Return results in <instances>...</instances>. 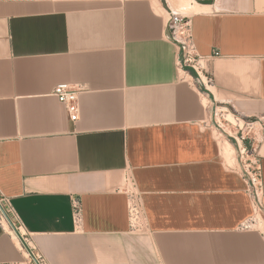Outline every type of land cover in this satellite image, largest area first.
Here are the masks:
<instances>
[{
    "label": "crops",
    "instance_id": "crops-1",
    "mask_svg": "<svg viewBox=\"0 0 264 264\" xmlns=\"http://www.w3.org/2000/svg\"><path fill=\"white\" fill-rule=\"evenodd\" d=\"M166 1L0 0V195L46 264H264L224 151L234 128L217 122L218 109L264 121V0H188L211 86L180 67ZM60 83L87 87L78 120ZM251 137L264 205V126ZM22 242L0 222V264H31Z\"/></svg>",
    "mask_w": 264,
    "mask_h": 264
},
{
    "label": "built area",
    "instance_id": "built-area-1",
    "mask_svg": "<svg viewBox=\"0 0 264 264\" xmlns=\"http://www.w3.org/2000/svg\"><path fill=\"white\" fill-rule=\"evenodd\" d=\"M168 4V2L166 1ZM168 22L167 32L169 39L175 43L180 50L179 65L184 70H193L197 77L202 80L206 86L214 83V78L208 70V58L202 56L198 52L197 44L193 34L192 19L188 14L179 12L171 8L168 4ZM219 53H215L218 55ZM87 90V87L80 84L60 83L53 94L65 105L72 120L80 118L79 96ZM218 115V113H217ZM237 120V119H236ZM221 125L220 121H217ZM246 129L238 126L239 131L232 137L236 143V150L240 158L241 168L247 184V192L253 202L254 214L247 220L242 227L245 229L258 227L264 237V205L263 195V176L260 161L256 158L252 146L245 143L246 139H252L251 135L257 136L258 131L264 126L261 118L256 120L244 121ZM241 131V132H240ZM129 194V215L131 226L136 227L141 224L143 216L141 194L133 190L128 191ZM73 220L77 226L82 222V207L78 197L72 198ZM7 221L12 230L16 232L23 241V246L28 252V256L34 264H46L44 257L36 251V247L29 242L30 235L23 230V224L18 218L10 199L0 195V222Z\"/></svg>",
    "mask_w": 264,
    "mask_h": 264
},
{
    "label": "rangeland",
    "instance_id": "rangeland-1",
    "mask_svg": "<svg viewBox=\"0 0 264 264\" xmlns=\"http://www.w3.org/2000/svg\"><path fill=\"white\" fill-rule=\"evenodd\" d=\"M167 2H168L169 6L171 8H173L174 10H177L179 12H183V13H186V14L187 13L190 14V13H192V12L195 11V9H193V10L192 9H183L180 6V0H167ZM218 111H219L218 120L220 121V123L222 124V126L224 128H228V129H231V126H232V129L234 128L233 129L234 131L232 132V135H234L236 132L239 131V127H238L239 125L242 126V127H244V131H245L246 124H245V122L243 120H236V116L234 114H232L230 111H225V110H222V109H218ZM230 155H231L232 158L230 160H228V161L231 164H233L235 162V160H237V163L239 162V164H240V158H239V155H238V152H237L236 148L234 149V147H233V154H232V152H230ZM143 226H144V221H143V216H142L141 224H139V226H136V227H133V228L134 229H140L141 230L143 228ZM255 228H258V227H255ZM31 245L34 246L33 243H31ZM36 251L39 252V250H38L37 247H36ZM26 252H27V250H26ZM27 255H28V252H27ZM29 259H30V257H29ZM31 264H34V262L31 261Z\"/></svg>",
    "mask_w": 264,
    "mask_h": 264
},
{
    "label": "bare ground",
    "instance_id": "bare-ground-1",
    "mask_svg": "<svg viewBox=\"0 0 264 264\" xmlns=\"http://www.w3.org/2000/svg\"><path fill=\"white\" fill-rule=\"evenodd\" d=\"M191 5L192 4H190V2L187 0L186 2H182V4H181V7L183 8V9H196L197 7L196 6H194V7H191ZM195 5V4H194ZM190 11V10H189ZM224 148H225V154H226V156L228 157V158H230L231 157V155H230V152H232V154H233V146L229 143V142H225V146H224ZM235 149V148H234ZM232 158V157H231Z\"/></svg>",
    "mask_w": 264,
    "mask_h": 264
},
{
    "label": "water",
    "instance_id": "water-1",
    "mask_svg": "<svg viewBox=\"0 0 264 264\" xmlns=\"http://www.w3.org/2000/svg\"><path fill=\"white\" fill-rule=\"evenodd\" d=\"M198 1H202L204 3H210L212 0H198Z\"/></svg>",
    "mask_w": 264,
    "mask_h": 264
}]
</instances>
